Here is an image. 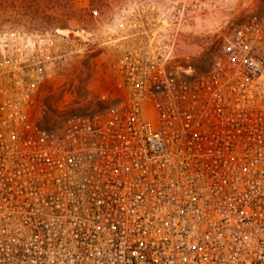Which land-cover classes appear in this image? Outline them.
I'll return each instance as SVG.
<instances>
[{
	"label": "built area",
	"instance_id": "1",
	"mask_svg": "<svg viewBox=\"0 0 264 264\" xmlns=\"http://www.w3.org/2000/svg\"><path fill=\"white\" fill-rule=\"evenodd\" d=\"M188 1L130 20L120 96L59 128L35 118L59 34L0 31V264H264V5L196 74Z\"/></svg>",
	"mask_w": 264,
	"mask_h": 264
},
{
	"label": "rangeland",
	"instance_id": "2",
	"mask_svg": "<svg viewBox=\"0 0 264 264\" xmlns=\"http://www.w3.org/2000/svg\"><path fill=\"white\" fill-rule=\"evenodd\" d=\"M194 3V0H189ZM170 0H9L0 4V31L58 33L60 58L41 92L36 120L59 128L72 116L92 115L120 96L111 66L138 38H131L129 21L145 26L174 22ZM177 34L175 56L196 74L209 70L233 30L260 12L264 0H197ZM97 11L93 15L92 11ZM164 24V25H163ZM123 26V27H122ZM101 95H107L102 101Z\"/></svg>",
	"mask_w": 264,
	"mask_h": 264
},
{
	"label": "trees",
	"instance_id": "3",
	"mask_svg": "<svg viewBox=\"0 0 264 264\" xmlns=\"http://www.w3.org/2000/svg\"><path fill=\"white\" fill-rule=\"evenodd\" d=\"M9 0H0V4H6Z\"/></svg>",
	"mask_w": 264,
	"mask_h": 264
}]
</instances>
